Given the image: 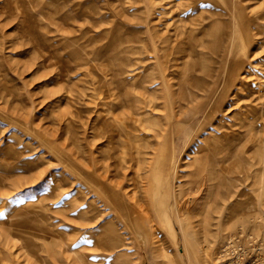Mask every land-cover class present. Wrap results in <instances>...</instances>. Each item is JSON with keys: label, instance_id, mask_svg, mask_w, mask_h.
Masks as SVG:
<instances>
[{"label": "rangeland", "instance_id": "374dc122", "mask_svg": "<svg viewBox=\"0 0 264 264\" xmlns=\"http://www.w3.org/2000/svg\"><path fill=\"white\" fill-rule=\"evenodd\" d=\"M213 1L0 0V264H189L176 214L160 204L194 206L184 231L196 264H221L239 233L264 249V0ZM133 111L145 139L122 135L126 149L153 147L159 126L172 142L155 212L136 171L116 189L139 211L127 217L94 180L105 142L89 131L99 120L118 131ZM233 131L232 184L195 193L189 163ZM151 147L143 179L161 172Z\"/></svg>", "mask_w": 264, "mask_h": 264}, {"label": "bare ground", "instance_id": "6f19581e", "mask_svg": "<svg viewBox=\"0 0 264 264\" xmlns=\"http://www.w3.org/2000/svg\"><path fill=\"white\" fill-rule=\"evenodd\" d=\"M198 1L202 3L208 2V3H213V4L218 5L213 0H198ZM241 18L245 19L243 15H241ZM233 28L234 29L231 35V39L229 41L228 48L226 51L228 57L232 56V54L234 53L235 45L237 41L239 40V36H237L238 33L236 30V27H233ZM215 46L219 47L218 44H216ZM200 107L201 106H198V108H195V112L193 113L194 116H196L199 113V111H201ZM135 114H138V113L136 111H133L131 115H127L128 116L127 118H123L121 121L118 120L119 122L118 123L119 125L117 128L118 131L111 129L112 125L109 124L107 121L100 122V120H99L100 123L98 122L97 125L94 126V129L92 128V131H89L90 134L92 135V138L104 139L103 142H105V150L101 151L100 153H98L97 156L92 157L91 159V164H92L91 166L95 173L94 180L96 183L100 184L107 193L110 194V199H111L112 204L115 207H117L119 211H122V212L124 211L125 213H127V217L132 216V214L134 213H139V211L136 209V207L129 206V204L122 202L121 201L122 196H125V195L124 193H121L120 191H117L116 189H119V190L123 189L122 181H124L127 178V171L129 169L136 171L133 174L134 180H137V182L138 181L142 182L144 180L146 182L147 180L146 182L147 188L146 190L143 191L144 192L143 196H141L142 201L144 200L143 202L147 203L146 206H148L147 207L148 211L155 212V206H157V204L154 205L155 203L154 200L155 198H157V194L159 195L160 186L163 183L162 177L164 176V166L167 160V155L169 153V147L171 146V142H172L171 137L168 135L167 129H164L163 126H159L158 128L157 127L155 128L156 131L153 136L157 139V141L155 142L153 147H151L150 145L135 144L131 150L126 149L125 148L126 144L122 142V137H121L122 135L124 137L133 138L137 142L143 141L145 139L137 135L138 129H137L136 123L137 122L141 123L142 119L135 118L133 116ZM147 123L150 124L151 123L150 120H147ZM156 124L157 122L153 121L152 125H156ZM142 125L143 124H141V126ZM252 127L253 126L250 124L248 127L249 130H252ZM83 135H84V138H86L85 134ZM221 139L223 140H216V142L218 141V143L215 145H212L209 140H206L204 144L205 145L208 144V145L203 146V148L200 150L203 153L200 151H197L192 162H190L188 165V168H189L188 177L190 179L191 185L195 186V184L197 183L200 184L198 186H195V193L205 192L207 193V195H210L214 191L218 190L224 183L232 184L231 179L234 178L238 172V169H237L238 168L237 166L238 164L237 154L238 153L237 151L234 152L235 145L232 143L233 141L236 142L234 131L232 133H229V132L224 133ZM186 143L187 142L185 141V144ZM255 143L253 142V145ZM213 146H214V150H216L215 154H213L216 157L215 160L212 159L213 157H211L208 152L209 148L210 147L212 148ZM149 147H151L154 152L153 153L154 162L153 161L152 162L153 164H156L157 166L161 168V172L156 177H151V174H150L147 178L143 179L140 177V174H139L141 170H143L144 168H147L149 171L152 172L151 164H148L146 167H143L144 161H145V158L143 157L145 153L144 149L149 148ZM263 162H264V157L261 160L262 164ZM110 177H113V178L121 177V182L107 183L106 181ZM207 183H208V186L206 185ZM209 183H212V184L210 185ZM163 185H164L163 192L170 193V196H171L170 200H171L172 196H175V192H173V190L170 189L168 182H165ZM203 186L206 187V189H203L202 188ZM197 195L198 194H195V196L199 198V195L198 196ZM133 199L136 200V196H134ZM195 201L197 200L195 199ZM171 203H172V200H171ZM165 209L169 210V212H172L173 216L174 214H176L175 215L176 222L179 225L180 233H181L182 241H183V248H184L183 254H185V257L189 264H196L195 263L196 258L190 251L189 242L187 240V237L184 231V228L189 224L191 225L194 222L193 219L196 218L195 214L190 216V212H193L195 210L194 206L188 207L187 203H185V206L181 208L180 206L178 207L177 204L175 205L168 204L166 206H163V204H160V210L162 211ZM157 210L159 211V209ZM194 212L196 213V210ZM199 214L201 215V213ZM169 215L171 216V213L165 214L164 218H165L166 223L168 224V227L170 228V229L168 228V230H171L172 232V235H173L172 239L175 240L177 235H175V232L173 231V226L171 225V222H170L171 217ZM154 221H155L154 219H151V222H154ZM131 222L134 224L133 227L135 230H138L139 232H144L145 222L142 221L143 223L141 224L139 221L136 222V220L134 221L132 219H131ZM171 232L169 234H171ZM244 234L246 233L244 232Z\"/></svg>", "mask_w": 264, "mask_h": 264}, {"label": "built area", "instance_id": "2783aa9c", "mask_svg": "<svg viewBox=\"0 0 264 264\" xmlns=\"http://www.w3.org/2000/svg\"><path fill=\"white\" fill-rule=\"evenodd\" d=\"M226 246L221 264H264V249L251 234L239 233Z\"/></svg>", "mask_w": 264, "mask_h": 264}]
</instances>
